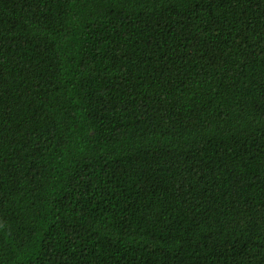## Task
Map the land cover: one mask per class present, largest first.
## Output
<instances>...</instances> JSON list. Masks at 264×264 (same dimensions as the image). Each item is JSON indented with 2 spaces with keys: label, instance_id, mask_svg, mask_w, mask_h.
<instances>
[{
  "label": "trees",
  "instance_id": "1",
  "mask_svg": "<svg viewBox=\"0 0 264 264\" xmlns=\"http://www.w3.org/2000/svg\"><path fill=\"white\" fill-rule=\"evenodd\" d=\"M0 264H264V0H0Z\"/></svg>",
  "mask_w": 264,
  "mask_h": 264
}]
</instances>
